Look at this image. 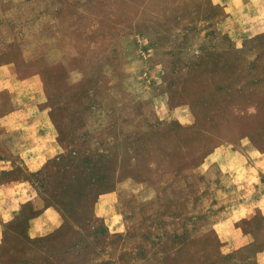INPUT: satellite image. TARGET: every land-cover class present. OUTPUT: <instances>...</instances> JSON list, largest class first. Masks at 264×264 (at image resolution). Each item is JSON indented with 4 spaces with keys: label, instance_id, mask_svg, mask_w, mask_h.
I'll return each instance as SVG.
<instances>
[{
    "label": "rangeland",
    "instance_id": "rangeland-1",
    "mask_svg": "<svg viewBox=\"0 0 264 264\" xmlns=\"http://www.w3.org/2000/svg\"><path fill=\"white\" fill-rule=\"evenodd\" d=\"M239 12L0 0V78L38 80L56 148L0 169L28 184L0 215V264H264V31L231 34Z\"/></svg>",
    "mask_w": 264,
    "mask_h": 264
},
{
    "label": "crops",
    "instance_id": "crops-1",
    "mask_svg": "<svg viewBox=\"0 0 264 264\" xmlns=\"http://www.w3.org/2000/svg\"><path fill=\"white\" fill-rule=\"evenodd\" d=\"M230 4L232 10H240V21L231 30V34L249 37L264 31V0H230ZM2 81V87L8 88L16 100H13L11 108L0 115V128L5 130V135L0 138V169L9 166L12 169L17 163H21L27 166V171L36 170L56 153L48 113L33 112L41 86L35 79L23 80L18 85L0 78V82ZM221 153L220 150L211 152L208 162L221 159ZM17 182L13 184L0 180V215L8 213V206L16 196L28 192V184L24 178ZM55 213L53 208L48 207L41 211L39 218L45 222Z\"/></svg>",
    "mask_w": 264,
    "mask_h": 264
},
{
    "label": "trees",
    "instance_id": "trees-1",
    "mask_svg": "<svg viewBox=\"0 0 264 264\" xmlns=\"http://www.w3.org/2000/svg\"><path fill=\"white\" fill-rule=\"evenodd\" d=\"M255 135H257V134L255 133Z\"/></svg>",
    "mask_w": 264,
    "mask_h": 264
}]
</instances>
